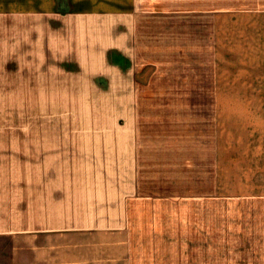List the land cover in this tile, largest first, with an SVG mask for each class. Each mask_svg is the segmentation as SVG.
I'll use <instances>...</instances> for the list:
<instances>
[{"label":"crops","instance_id":"obj_1","mask_svg":"<svg viewBox=\"0 0 264 264\" xmlns=\"http://www.w3.org/2000/svg\"><path fill=\"white\" fill-rule=\"evenodd\" d=\"M32 5L35 20L57 22L49 48L64 55L71 98L94 104L98 122L59 131L66 170L34 187L32 223L9 232L10 263L211 264L217 249L260 260L264 0ZM218 203L223 236L201 226Z\"/></svg>","mask_w":264,"mask_h":264},{"label":"rangeland","instance_id":"obj_2","mask_svg":"<svg viewBox=\"0 0 264 264\" xmlns=\"http://www.w3.org/2000/svg\"><path fill=\"white\" fill-rule=\"evenodd\" d=\"M1 1L6 3L1 6ZM32 6V0H0V217L3 211L7 226L4 236L0 235V264H11L9 232L25 229L33 221L36 184L38 187L46 182L42 179L45 173L66 170L61 160L64 157L57 156L63 151L57 144L59 131L65 125L98 122L94 104L71 98L66 85L70 78L63 74L60 63L64 55L59 60L49 48L53 43L46 27L57 28V22L35 20ZM220 206L218 203L217 217L212 210L201 213V226L203 220L206 225L207 221L216 223L217 235L223 236L226 210ZM186 220L192 222V216ZM197 230L186 228V236L198 235ZM207 231L208 227L201 228L199 235H208ZM263 256L264 252L260 260H223V251L217 249L210 262L264 264ZM195 262L207 264L208 260L200 258ZM189 263L186 259L185 264Z\"/></svg>","mask_w":264,"mask_h":264}]
</instances>
